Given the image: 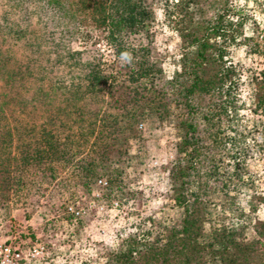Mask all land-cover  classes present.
<instances>
[{
  "label": "trees",
  "instance_id": "trees-1",
  "mask_svg": "<svg viewBox=\"0 0 264 264\" xmlns=\"http://www.w3.org/2000/svg\"><path fill=\"white\" fill-rule=\"evenodd\" d=\"M186 1L195 17L187 33L191 52L168 79L153 48L151 0H0V213L14 205L30 217L46 208L59 227L95 203L124 208L138 202L119 160L107 158L137 140L145 120L172 117L177 158L169 162L167 190L180 219L168 227L141 220L117 238L103 264H264V214L248 219L264 195L252 199L246 220L205 230V202L189 189L200 155L192 100L228 92L229 70L217 41L227 27L232 41L241 38L242 23L227 0ZM243 41L254 42L261 58L253 102L264 116V36ZM105 52L116 61L109 71ZM122 52L132 54L131 64L121 61ZM62 80L65 89L55 88ZM262 142L264 163V134ZM116 158L128 164L131 157ZM105 164L116 169V186ZM26 240L33 237L5 243L21 252Z\"/></svg>",
  "mask_w": 264,
  "mask_h": 264
},
{
  "label": "rangeland",
  "instance_id": "rangeland-1",
  "mask_svg": "<svg viewBox=\"0 0 264 264\" xmlns=\"http://www.w3.org/2000/svg\"><path fill=\"white\" fill-rule=\"evenodd\" d=\"M151 1L153 48L162 60L164 75L171 79L180 70L182 54L191 52L187 33L193 29L195 17L186 0ZM227 3L238 10L242 23L241 38L232 41L227 27L229 32H225L223 40L217 41L222 63L229 70V90L221 96H197L192 100L196 125L194 141L200 155L196 158V170L189 178V189L205 202V230L212 225H234L240 216L245 217L240 221L246 220L252 199L264 195L261 155L264 116L253 102L254 82L259 80L262 68L261 58L254 42L243 41L246 37H255L258 32L264 36V0H227ZM227 17L225 15V20ZM73 48L78 50L81 44L76 43ZM102 62L106 71L116 63L106 52ZM55 84V88L63 90L67 81ZM177 142L174 118L145 120L141 136L125 149L111 152L107 158V161L119 160L127 189L141 196L138 202L128 203L124 208L95 203L79 220L67 218L59 227L51 223L46 208L40 215L26 217L21 208L9 205L8 212L0 213V244L21 234L33 237L32 241H25L19 264H81L87 261L103 264L106 252L117 238L141 220L150 218L159 226H175L180 210L169 200L167 170L169 162L177 158ZM123 153L131 157L128 164L125 158H116ZM104 168V171L111 170L107 176L112 187L116 186L120 182L116 169L106 164ZM263 214L264 205L260 204L248 219H261ZM27 243L30 246L26 249ZM34 245L43 246L44 252L31 258L27 251Z\"/></svg>",
  "mask_w": 264,
  "mask_h": 264
},
{
  "label": "built area",
  "instance_id": "built-area-1",
  "mask_svg": "<svg viewBox=\"0 0 264 264\" xmlns=\"http://www.w3.org/2000/svg\"><path fill=\"white\" fill-rule=\"evenodd\" d=\"M97 184L103 185L101 181H97ZM68 210L72 211L70 208ZM74 215H78V212H74ZM43 252V246L34 245L28 249L27 255L31 258H34L42 255ZM21 259V252L17 251L7 244H0V264H19Z\"/></svg>",
  "mask_w": 264,
  "mask_h": 264
},
{
  "label": "clouds",
  "instance_id": "clouds-1",
  "mask_svg": "<svg viewBox=\"0 0 264 264\" xmlns=\"http://www.w3.org/2000/svg\"><path fill=\"white\" fill-rule=\"evenodd\" d=\"M120 59L125 64H131L133 61L132 54L130 52H122Z\"/></svg>",
  "mask_w": 264,
  "mask_h": 264
}]
</instances>
